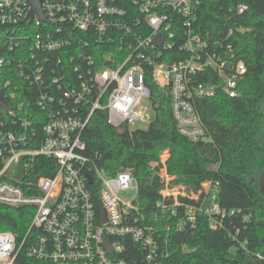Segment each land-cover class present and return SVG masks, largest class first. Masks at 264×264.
I'll return each instance as SVG.
<instances>
[{
    "label": "built area",
    "instance_id": "2783aa9c",
    "mask_svg": "<svg viewBox=\"0 0 264 264\" xmlns=\"http://www.w3.org/2000/svg\"><path fill=\"white\" fill-rule=\"evenodd\" d=\"M200 6V0H39L41 17L30 18L29 0H0V205L34 209L21 242L0 232V264H14L23 250L53 264H156L167 257L169 226L159 232L137 215L132 170L109 175L97 168L82 154L81 136L96 112L119 130L149 125L155 114L149 75L170 100L178 134L211 141L195 101L217 91L237 97L246 68L216 51L223 40L197 30ZM173 49L180 59L171 61ZM206 70L215 77L204 82ZM44 159L53 174L35 177ZM166 172L159 171L162 181ZM127 192L134 197L124 201ZM217 193L210 181L197 193L162 186L155 209L173 218L177 232L194 229L198 215L222 230L233 212L220 208ZM126 248L142 258L130 252L127 262Z\"/></svg>",
    "mask_w": 264,
    "mask_h": 264
},
{
    "label": "trees",
    "instance_id": "16d2710c",
    "mask_svg": "<svg viewBox=\"0 0 264 264\" xmlns=\"http://www.w3.org/2000/svg\"><path fill=\"white\" fill-rule=\"evenodd\" d=\"M200 1L197 30L223 40L225 47L216 51L246 68L238 81L237 97L217 91L213 97L195 101L211 141L193 143L178 134L168 96L147 75L151 101L157 105L152 122L144 129H121L119 134V129L107 124L104 113L96 112L82 132V154L109 175L122 168L132 170L138 182L137 215H143L159 232L169 226L163 233L168 255L156 264H264V190L260 185L264 172V0ZM239 6L245 7L242 13ZM229 29L232 34L225 39ZM168 53L171 61L180 59L176 49ZM205 74L204 82L215 77L211 70ZM162 150L169 154L166 169L173 183L188 193H197L204 182L218 183V205L233 212L225 219L224 229H210L208 218L198 215L194 229L177 232L173 218L159 217L155 204L163 181L159 167L151 162L159 161ZM42 161L35 177L52 176V161ZM33 214L31 207L0 205V232H11L21 242ZM130 252L137 262L142 258L137 249L126 248L121 256L127 262H131ZM14 264L53 263L30 258L23 250Z\"/></svg>",
    "mask_w": 264,
    "mask_h": 264
},
{
    "label": "rangeland",
    "instance_id": "374dc122",
    "mask_svg": "<svg viewBox=\"0 0 264 264\" xmlns=\"http://www.w3.org/2000/svg\"><path fill=\"white\" fill-rule=\"evenodd\" d=\"M137 128L138 129H144V128H146V125L136 124V125L131 126V129H137ZM158 159H159V161H157V162H151V165H155V166L159 167V171L162 170L163 168H167V162H168V159H169V154H168V152L166 150H162L159 153V158ZM166 174L167 175H165L164 181H163V188L166 185L169 186L170 188H172V187L176 188L178 186H181V185L173 183L174 182V177L172 175H170L168 172H166ZM263 181H264V172L261 174V177H260V185H261L262 189L264 190ZM133 197H134V193L133 192H127L126 194L122 195V198H123L124 201H129Z\"/></svg>",
    "mask_w": 264,
    "mask_h": 264
},
{
    "label": "water",
    "instance_id": "95a60500",
    "mask_svg": "<svg viewBox=\"0 0 264 264\" xmlns=\"http://www.w3.org/2000/svg\"><path fill=\"white\" fill-rule=\"evenodd\" d=\"M29 2H30V7H31V10H30V13H29L30 18L34 14H36V15L41 17V14H40V11H39V0H29ZM156 108H157V105H154V109H156ZM118 133L121 134L122 131L118 130ZM263 184H264V181H263Z\"/></svg>",
    "mask_w": 264,
    "mask_h": 264
}]
</instances>
